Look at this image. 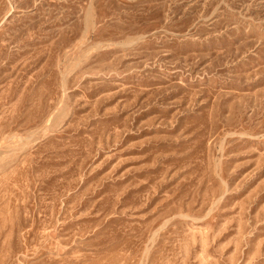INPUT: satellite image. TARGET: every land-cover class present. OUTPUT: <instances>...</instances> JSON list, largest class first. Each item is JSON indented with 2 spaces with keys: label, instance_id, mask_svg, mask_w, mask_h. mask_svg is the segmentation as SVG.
<instances>
[{
  "label": "rangeland",
  "instance_id": "obj_1",
  "mask_svg": "<svg viewBox=\"0 0 264 264\" xmlns=\"http://www.w3.org/2000/svg\"><path fill=\"white\" fill-rule=\"evenodd\" d=\"M0 264H264V0H0Z\"/></svg>",
  "mask_w": 264,
  "mask_h": 264
}]
</instances>
